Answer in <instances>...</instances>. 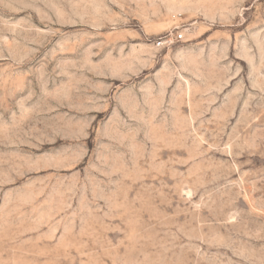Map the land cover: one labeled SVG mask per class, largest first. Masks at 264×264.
Segmentation results:
<instances>
[{
  "label": "rangeland",
  "instance_id": "obj_1",
  "mask_svg": "<svg viewBox=\"0 0 264 264\" xmlns=\"http://www.w3.org/2000/svg\"><path fill=\"white\" fill-rule=\"evenodd\" d=\"M0 264H264V0H0Z\"/></svg>",
  "mask_w": 264,
  "mask_h": 264
},
{
  "label": "built area",
  "instance_id": "obj_2",
  "mask_svg": "<svg viewBox=\"0 0 264 264\" xmlns=\"http://www.w3.org/2000/svg\"><path fill=\"white\" fill-rule=\"evenodd\" d=\"M173 36H174V34H173V31H172V32H170V33L167 34L166 38H168V40L170 42H172ZM174 37L175 38H182L183 37V34L182 33H179V34L175 35ZM161 43L162 42L160 40L157 42L158 45H160Z\"/></svg>",
  "mask_w": 264,
  "mask_h": 264
}]
</instances>
